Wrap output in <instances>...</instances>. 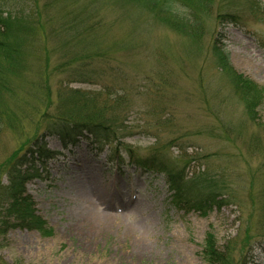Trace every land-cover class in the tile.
Segmentation results:
<instances>
[{"label":"rangeland","instance_id":"1","mask_svg":"<svg viewBox=\"0 0 264 264\" xmlns=\"http://www.w3.org/2000/svg\"><path fill=\"white\" fill-rule=\"evenodd\" d=\"M232 1L199 11L203 27L193 37L129 0H0L10 13L24 12L29 26L18 33L13 24L7 33L21 52L15 66L2 68L8 83L0 109L16 128L0 126L1 214L17 156L36 138L61 152L44 170L38 163L25 185L33 211L53 231L7 228L0 264H207L209 234L220 246L229 241L232 256L254 253L249 264H264V0ZM217 46L252 90L263 91L258 116L249 113L248 88L222 68ZM79 88L111 92L95 107L100 120L120 125L124 165L107 146L100 151L84 139L65 148L49 133L63 112L61 97ZM129 146L138 156L163 154L184 184L202 177L217 188L220 207L211 203L201 215L176 206L167 173L129 163ZM92 191L103 198L91 203ZM130 207L135 215L120 216ZM108 213L115 222L105 220Z\"/></svg>","mask_w":264,"mask_h":264},{"label":"trees","instance_id":"2","mask_svg":"<svg viewBox=\"0 0 264 264\" xmlns=\"http://www.w3.org/2000/svg\"><path fill=\"white\" fill-rule=\"evenodd\" d=\"M121 1V0H117ZM125 1V0H123ZM131 2L143 3L148 9L154 12L155 17L159 19L161 17L169 26L173 27L177 31L187 35L197 37L201 34V14L199 11L206 13L210 11L212 7L213 0H129ZM235 1V0H234ZM232 1V3H234ZM255 5H253L254 7ZM253 10V9H252ZM2 12V11H0ZM264 14V12H261ZM9 14V15H8ZM227 19L231 21H236L235 16H228L224 14ZM24 15H16L12 17L11 13H7V16L0 13V53L5 55L8 59L6 62L0 61V91L2 89H7L5 77L2 75V68L8 66L13 67L16 65V62L12 60L14 56L19 57L21 48L18 44L8 41V34L10 25L15 24L19 26L18 31L27 30L29 26L25 23ZM216 50L219 51L218 46ZM226 52L220 49L217 52V57L221 62L222 68L231 73V78L233 83L245 85L248 88L247 92V106L249 113L252 115L258 116V113L255 110V105H257L256 100L260 94L257 90L256 92L252 90L254 87V82L249 80H244L243 77L237 75L236 71L229 65V57L225 54ZM19 64V63H17ZM8 70V68L6 67ZM237 76V77H234ZM243 83V84H242ZM256 87V86H255ZM240 90L243 88L238 87ZM246 92V91H245ZM102 92H91L84 91L81 89H76L73 93L70 94V97H61L60 105L63 108V112L53 116L56 120L49 124L48 130L51 135L57 137L63 147L69 145L78 144L82 138L91 139L94 144L99 146L108 145L112 153H119V144H121L120 139L124 136H118L117 133L121 131L120 125L117 126L116 123L100 120L102 118V109H96L97 100L101 99L103 96H109ZM244 94V93H243ZM117 102H120L122 99H115ZM114 101V98H113ZM74 105L75 109L68 105ZM9 114H5L4 111L0 109V126L5 122L7 125L9 123L10 127L15 129L14 126L15 120L10 118ZM36 141V142H35ZM33 143H30L27 154H20L15 160L17 163L13 165V169L8 170V185L3 188V193L6 196L5 205L2 207L5 214L0 213V226L1 233L8 228L14 227H27L29 229H35L41 232L44 235L51 234L53 231L48 227L45 219L35 214L32 208V201L30 196L27 195L25 185L30 178L37 175V164L40 163L42 166L46 162L55 157L56 152L48 148L47 143L44 140L36 138ZM130 156L135 162L140 166H151L158 167L161 170H164L169 175L170 183H173V199L177 204H189L190 206L199 210V214H207V210L211 209L212 206L220 207V200H216V195L213 193L217 188L213 189L211 184H206L203 182L202 177L195 175L188 184H184V177L175 176L172 173V169L168 167L166 161L163 157L153 154L148 157H135L132 153V149L129 148ZM214 200V202H211ZM215 203V204H214ZM209 209H206V208ZM2 223V224H1ZM230 242L225 244V246H220L217 239L213 235H208L206 242L203 248V258L207 264H249L251 261L254 263L255 257L258 258V255L254 253H248L249 259L244 255L243 252L239 254V257L233 255V250L231 248ZM263 244V242H261ZM248 249V248H247ZM249 251V249H248ZM258 254V253H257ZM251 260V261H250Z\"/></svg>","mask_w":264,"mask_h":264},{"label":"bare ground","instance_id":"3","mask_svg":"<svg viewBox=\"0 0 264 264\" xmlns=\"http://www.w3.org/2000/svg\"><path fill=\"white\" fill-rule=\"evenodd\" d=\"M94 192V193H93ZM92 195H93V197L92 196H87L86 198H87V200L88 201H90L91 203H93L95 200H96V198H94L95 196H97V197H99V198H103V196H101V195H99L98 194V192L97 191H92ZM131 210H132V207L131 208H128V210L127 211H125V212H122V214L120 215V216H122V217H125V218H127V216H130V214H136V212H131ZM96 212L94 211V210H92L91 211V213L89 214V216H88V218L87 219H89L88 221H93V220H95V217H96ZM107 219V221L108 222H115V217L114 216H112L111 214H106L105 215V220Z\"/></svg>","mask_w":264,"mask_h":264}]
</instances>
